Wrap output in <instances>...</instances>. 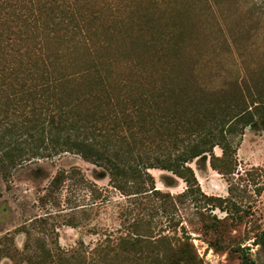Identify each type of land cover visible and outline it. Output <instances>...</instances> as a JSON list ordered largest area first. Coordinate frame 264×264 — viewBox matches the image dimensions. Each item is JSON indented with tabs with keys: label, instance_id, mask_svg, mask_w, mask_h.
<instances>
[{
	"label": "trees",
	"instance_id": "obj_1",
	"mask_svg": "<svg viewBox=\"0 0 264 264\" xmlns=\"http://www.w3.org/2000/svg\"><path fill=\"white\" fill-rule=\"evenodd\" d=\"M143 1L0 0V177L7 182L36 159L78 154L122 195L147 198L149 218L161 213L175 230L172 214L189 200L198 218L191 227L208 246L252 264L246 238L231 233L248 216L246 186L230 178L239 173L245 128L264 125V50L252 59L242 51L241 75L205 87L180 55L185 11L173 15L172 25L158 23L160 31V4ZM204 156L230 182L227 196L201 189L190 163ZM151 168L181 178L184 190L157 188ZM75 175L59 170L49 186ZM216 208L225 214L217 216ZM149 218L132 224L135 232L120 239L119 250L96 248L90 259L79 250H50L36 238V254L17 260L7 236L0 237V255L13 264H202L184 226L181 234L154 235ZM254 240L264 244V228Z\"/></svg>",
	"mask_w": 264,
	"mask_h": 264
},
{
	"label": "rangeland",
	"instance_id": "obj_2",
	"mask_svg": "<svg viewBox=\"0 0 264 264\" xmlns=\"http://www.w3.org/2000/svg\"><path fill=\"white\" fill-rule=\"evenodd\" d=\"M155 1L161 7L155 11L154 20L160 31L165 29L158 23L172 25L173 15L185 11L188 24L181 36L180 55L193 64L205 87H219L226 80L241 75L242 51L252 59L264 50V19H261L264 0ZM146 3L144 0L143 4ZM214 152L220 154L221 149L215 147ZM237 158L239 173L232 176L230 182L240 188L246 186L243 207L248 216L231 233L246 238L242 246L247 248L252 264H264V244L254 240L255 234L264 228L263 123L255 128H245ZM190 166L204 192L228 195L230 182L211 169L208 156L194 159ZM62 169L75 170L77 175L66 179L57 189L50 188L51 178ZM99 170L80 155L66 152L18 167L7 182L0 177V237L7 236L12 240L9 247L2 243L1 246H7L9 256L18 260L36 254L35 250L40 247L34 241L36 238L44 240L45 248L66 255L79 250L88 259L95 257L96 248L119 250L120 239L135 232L132 224L149 218L145 206L150 208L151 202L142 196L122 195L110 186L108 177H98ZM149 172L162 191L176 194L185 188L186 183L171 172L157 168H151ZM257 188H261L260 192ZM94 190L98 191L97 195ZM213 212L219 217L225 214L218 208ZM172 215L178 221L176 230L168 227L167 218L161 213L151 216L152 234L157 235L161 230L181 234L184 226L202 264H237L236 255L215 252L192 229L190 221L195 225L198 218L189 200L179 203ZM0 264H13V260L1 254Z\"/></svg>",
	"mask_w": 264,
	"mask_h": 264
},
{
	"label": "water",
	"instance_id": "obj_3",
	"mask_svg": "<svg viewBox=\"0 0 264 264\" xmlns=\"http://www.w3.org/2000/svg\"><path fill=\"white\" fill-rule=\"evenodd\" d=\"M248 127H250V126H248ZM207 158V156H204V159H206Z\"/></svg>",
	"mask_w": 264,
	"mask_h": 264
},
{
	"label": "flooded vegetation",
	"instance_id": "obj_4",
	"mask_svg": "<svg viewBox=\"0 0 264 264\" xmlns=\"http://www.w3.org/2000/svg\"><path fill=\"white\" fill-rule=\"evenodd\" d=\"M252 128V127H251Z\"/></svg>",
	"mask_w": 264,
	"mask_h": 264
}]
</instances>
